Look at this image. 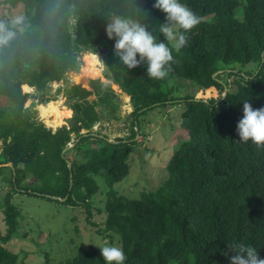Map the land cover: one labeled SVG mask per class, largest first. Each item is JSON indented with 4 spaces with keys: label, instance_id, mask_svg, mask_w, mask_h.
<instances>
[{
    "label": "trees",
    "instance_id": "trees-1",
    "mask_svg": "<svg viewBox=\"0 0 264 264\" xmlns=\"http://www.w3.org/2000/svg\"><path fill=\"white\" fill-rule=\"evenodd\" d=\"M7 1L21 3L24 23L12 29L13 39L0 45V97L5 102H0V209L5 225L0 230V264L19 262L18 254L4 246L22 234L20 213L12 202L18 192L66 197L53 200L82 206L99 235L119 238L124 264H230L235 253L226 256L227 246L240 242L257 248L264 258V147L240 142L236 131L242 102L264 107V0H180L201 23L186 33L185 47L172 50L173 71L159 81L147 76L146 64L127 69L114 55L115 39H108L105 31L116 16L144 22L147 12L148 30L163 41L159 25L165 13L153 7L155 0ZM12 20L0 17L9 24ZM96 52L105 63L101 75L110 81L107 85L92 65ZM78 72L82 80L68 82L67 76ZM172 77L192 80L205 94L216 96L174 98ZM53 81L65 84L68 101L67 108L40 105L45 123L59 126L54 131L34 109L37 102L56 98L47 95V84ZM121 91L133 106L130 134L116 137L117 142L89 134L99 121L120 120ZM174 101L182 105L180 125L187 138L167 162L168 177L157 188L126 198L113 185L128 174L129 156L142 141L141 116ZM67 115L68 124H63ZM99 181L105 188L103 207H96L105 214L101 224L91 221ZM64 264L107 262L90 246L78 249Z\"/></svg>",
    "mask_w": 264,
    "mask_h": 264
},
{
    "label": "rangeland",
    "instance_id": "rangeland-1",
    "mask_svg": "<svg viewBox=\"0 0 264 264\" xmlns=\"http://www.w3.org/2000/svg\"><path fill=\"white\" fill-rule=\"evenodd\" d=\"M22 11L23 6L21 3L12 5L7 0H0V17L14 19L21 16ZM85 65L83 64V68L87 69L89 66ZM248 69L250 68H243V71ZM223 76L225 78L226 75ZM82 77V73L78 72L67 76V79L68 82L79 83ZM170 83L174 98L182 99L184 95L201 97L205 94V90L192 80L172 77ZM64 86L63 82H49L47 84V95H55L56 98L43 103L37 102L34 106L38 119L53 131L59 126L52 128L45 123L44 118L40 115V105L51 102L58 103L61 108H67L68 101L65 99ZM124 94L122 91L118 94L121 100V123L114 120L99 121L93 127L95 133L102 134L110 140L130 134L129 130L127 134H124L123 130L126 125L129 128L128 121L131 119L129 114L132 111L130 109L126 112L123 109L125 108ZM205 96H216V93H206ZM0 102L1 105H4L3 97H0ZM182 109V105L174 101L169 105L156 107L141 116L143 121L142 131L140 130L141 133L143 132L142 141L129 156L128 174L120 182L113 185V188L119 191L120 194L126 198H137L141 191L155 189L166 180L168 177L167 162L179 142L187 138L186 130L180 125ZM69 117L70 115H67L64 118L63 124H68ZM83 131L86 132L84 129L80 130V132ZM69 144L72 145L73 143L70 142ZM79 156L76 158H80ZM98 183L100 184V190L93 197L95 208L91 221L101 224L104 221L105 214L99 213L96 207H103L105 188L102 181ZM12 202L17 206L20 213L18 221L22 226V234L12 238L4 246L18 254V264H64L65 260L70 259L78 249H87L90 246L95 247L101 255L98 247L103 246L106 242L121 248L117 236H114L112 240L107 235H99L97 232L98 226L87 222L86 213L82 206H72L24 192L14 193ZM2 217L3 214L0 209V230L4 232L5 225Z\"/></svg>",
    "mask_w": 264,
    "mask_h": 264
},
{
    "label": "clouds",
    "instance_id": "clouds-1",
    "mask_svg": "<svg viewBox=\"0 0 264 264\" xmlns=\"http://www.w3.org/2000/svg\"><path fill=\"white\" fill-rule=\"evenodd\" d=\"M153 7L165 13V22L159 25V34L163 35V41L157 38L153 29L148 30L145 23L147 12L144 22L116 16L106 24L105 31L108 39H115L114 55L127 69L146 64L147 76L159 81L165 80L173 71L172 64L176 61L172 50L179 52L188 44L186 33L201 23V17L180 0H155ZM23 23L22 16L15 17L10 24L0 21V45L7 44L13 39L15 32L12 29ZM169 43H172V49ZM91 62L97 69V75H100L101 83L107 85L110 81L101 75V70L106 66L97 52L91 55ZM242 103L243 115L236 125L239 141L247 143L251 140L258 148L264 147V107L254 109L248 100ZM98 248L107 264H124L127 259L122 248L118 246L106 242ZM227 248L226 256L235 253L229 256L230 264H264V258H260L257 248L251 245L240 242L230 244Z\"/></svg>",
    "mask_w": 264,
    "mask_h": 264
},
{
    "label": "water",
    "instance_id": "water-1",
    "mask_svg": "<svg viewBox=\"0 0 264 264\" xmlns=\"http://www.w3.org/2000/svg\"><path fill=\"white\" fill-rule=\"evenodd\" d=\"M215 74H216V73H213L212 76L214 77ZM218 81L221 82L220 79H218ZM225 94H226V88L223 90V95H225ZM221 98H222V97H220L218 100H220ZM136 130H137V128H136ZM80 133H81L82 135H87V133L84 132V131H83V132H80ZM90 134L97 135V136H99V137H104V138H106L108 141H111V142H117V140H110V139H108L106 136H104V135H102V134H96L95 132H90ZM137 137H138V134L135 135V138H137ZM78 139H79V137L76 138V139L74 140V142H73L72 145L68 144V145L62 150V154H63L68 148L72 147V146L75 144V142L78 141ZM123 141H125V140H123ZM66 162H67L68 168L70 169V168H71V162H70L68 159L66 160ZM6 165L11 166V168L13 169V166H12V163H11V162L6 163ZM71 184H72V179H70V185H71ZM44 196L47 197V198H50V199H58V200H60V201H64V200L66 199V197H64V198H60V197H58V196H56V195H51V194H44Z\"/></svg>",
    "mask_w": 264,
    "mask_h": 264
},
{
    "label": "crops",
    "instance_id": "crops-1",
    "mask_svg": "<svg viewBox=\"0 0 264 264\" xmlns=\"http://www.w3.org/2000/svg\"><path fill=\"white\" fill-rule=\"evenodd\" d=\"M124 96H127L128 97V99H127V102L125 101V97H124V105H125V108H123L124 110H126V112L127 111H129L130 109L132 110V105H131V103H130V97H129V95H127L126 93L124 94ZM124 117V116H123ZM120 122H118V123H121V118H120V120H119ZM106 122H108V121H106ZM123 122V121H122ZM123 124V123H122ZM123 130H124V134H127V132H128V130H129V128H128V125H126V126H124L123 127ZM104 134V133H103Z\"/></svg>",
    "mask_w": 264,
    "mask_h": 264
}]
</instances>
